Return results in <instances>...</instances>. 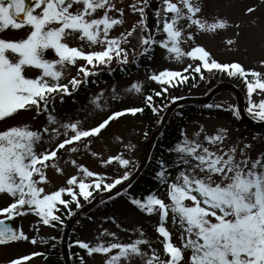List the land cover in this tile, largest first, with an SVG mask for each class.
I'll list each match as a JSON object with an SVG mask.
<instances>
[{
	"label": "snow or ice",
	"instance_id": "snow-or-ice-1",
	"mask_svg": "<svg viewBox=\"0 0 264 264\" xmlns=\"http://www.w3.org/2000/svg\"><path fill=\"white\" fill-rule=\"evenodd\" d=\"M149 6L150 0H136L131 9L139 13L140 20L130 30L112 36L114 27L124 24V9L118 7L115 0H30V3L0 0V31L29 26L25 38H0V121L11 119L22 110L34 112L33 119L43 115L47 121V125L38 130L25 124L0 131V194L11 201L0 208V217H3L0 219V245L30 239L5 220L33 213L43 225L55 227L54 222L63 223L57 214L59 206L71 215L69 205L75 203L80 207L81 197L89 201L93 191L111 192L130 179L132 172L129 169L137 167L135 161L117 154L102 160L104 165L115 162L125 169L111 180L72 160L82 175H71L66 186L53 191H46L43 186L50 183L46 174L47 162L56 158L59 150L72 146L68 150L75 153L79 150L73 146L76 142L89 138L87 147L90 138L97 137L110 121L125 113L136 115L144 111L142 107L115 111L87 129L81 127L80 120L61 121L53 114L57 97L63 101L64 95H71V90L86 82L87 77L96 75L99 66L110 67L114 59L121 65L127 64L128 50L122 44L129 43L134 33L143 54L158 45L178 62L185 56L197 62L189 63L182 71L164 70L152 74L150 79L161 85V90L154 93L156 97L168 92L169 87L188 82L190 78L195 80V74L204 80L205 74L222 73L243 81L248 114L254 120L264 122V73L246 69L239 62H218L203 46L197 45L187 52L181 47L186 29L195 27L201 32L215 33L226 29L229 22L226 19L209 22L202 18L206 6L204 0H159L158 7L153 10L156 21L153 29L147 24L146 9ZM98 11L102 14L96 15ZM247 11L252 13L254 9L249 7ZM76 33L90 48L99 46V50L86 52L83 47L69 46L66 38ZM158 34H164V38L158 40ZM186 39L194 40L193 32L187 31ZM233 43L234 40H227V44ZM48 50H52L58 59L46 58ZM10 54L16 59H11ZM78 61L86 63L78 65L77 76L71 77L68 83H61L65 69L77 65ZM260 63L264 64V60ZM27 68L40 70V75L29 78L25 74ZM81 74L84 80L77 78ZM128 90L141 93L142 86L133 83ZM254 94L262 98L254 100ZM117 97L113 89V99ZM100 99L97 96L92 101L97 109L102 107ZM171 99L175 102L180 97ZM144 103L153 113L159 114L162 110L155 104L153 95H145ZM212 107L220 105H208V108ZM234 111L240 115L238 109ZM200 132L195 133L196 139H189L182 133V140L168 149L176 153L174 165L178 171L174 179L169 171L171 166L163 159L158 161L156 177L162 186H167L169 202L155 193L143 199L133 197L130 201L145 214H158L156 232L163 238L160 243L166 258L152 247V242L142 231L140 238L131 243L117 240L91 245L77 240L75 243L79 248L88 256L104 254L107 257L105 264H133L136 258L141 264H264V152L253 159L250 144L225 147L227 130L223 128L216 134H205L204 142L198 139ZM45 136L57 142L38 151L37 146ZM60 136L64 138L59 139ZM51 166L62 173L55 162ZM169 218L178 232V242L173 241V232L166 226ZM107 234L115 236L114 233ZM31 243L36 244L37 240L32 238ZM36 255L40 253L13 259L10 264H27ZM80 264H86L83 256Z\"/></svg>",
	"mask_w": 264,
	"mask_h": 264
},
{
	"label": "rangeland",
	"instance_id": "rangeland-1",
	"mask_svg": "<svg viewBox=\"0 0 264 264\" xmlns=\"http://www.w3.org/2000/svg\"><path fill=\"white\" fill-rule=\"evenodd\" d=\"M118 7L124 9L123 25H117L111 31L110 35L118 36L125 30H130L133 25L140 20L139 13H134L131 9V5L136 0H115ZM200 2V0H197ZM206 6L201 13V17L211 22L214 19H226L229 22V26L226 29L217 30L215 33L201 32L195 27L186 29L185 39L181 44V47L185 52L190 51L192 47L197 45L203 46L218 62H239L246 69H254L264 73V64L260 62L264 60V2L261 0H204ZM156 6V0H150V6L146 9L147 12V24L149 28L155 27V18L153 16V9ZM251 7L254 9L252 13H248L247 9ZM102 12L98 11L96 15H101ZM119 15V14H117ZM181 23H186L181 21ZM239 25L237 28L235 25ZM154 29V28H153ZM187 31H191L194 34V40H187ZM29 32V26H25L20 30H14L8 28L0 31V38L8 40H18L25 38ZM239 33V36L236 34ZM164 36V35H163ZM232 39L235 41L232 45L227 44V40ZM66 42L69 46L83 47L87 51L99 50V46L89 47L86 41L79 39V34L76 33L73 36L67 37ZM122 47L128 50V62L135 59L140 55L139 47L134 44L126 43L122 44ZM10 58L15 60L16 57L10 54ZM46 58L58 59L54 55L52 50L46 52ZM84 61H78L77 65H69L61 79V83H68L71 77L77 76L78 65L84 64ZM189 63L195 64L196 61H192L190 57H183L182 61L178 62L174 57L166 52L165 49L158 46L153 61L149 64L146 71H133L129 75L121 73L123 67L126 64L121 65L115 59L112 61L110 67L99 66L96 69V75H104L110 73L113 70L117 72L118 76L109 78L95 85L91 90H86L83 87L88 83L92 76L87 77L86 82L81 83L79 87L78 95L72 97L71 95H64L63 101L57 97L55 100L54 115L61 121H81V127L87 129L89 127L96 126L103 119H106L115 111L124 110L130 107H141L143 105L145 95H149L153 89H161V85L150 79V76L155 73H159L164 70L182 71ZM91 68V66H88ZM26 76L29 78H36L40 75V70L34 68L26 69ZM84 80L85 78L81 74L77 77ZM216 80V79H215ZM133 83H139L142 86V92L136 93L135 91H129L130 85ZM210 86L198 85L187 91H177V96L181 97H198L202 98L210 91ZM113 89L118 94L116 99H113ZM100 96L99 103L101 108L97 109L92 101ZM262 97L254 94L253 99L259 100ZM220 105V107L208 108V105ZM201 108V109H200ZM198 109V110H196ZM234 109H237V103L235 97L229 93L224 92L213 98L210 103L198 104V108H183L179 115L189 117L187 120V126L183 133L187 135L189 139H196L195 133L200 132L203 128V132H200L198 137L199 141L204 142V135H213L221 128L227 130V139L225 140V147L232 144H250L252 148L249 150L251 157L254 159L261 152H264V133H256L245 125L239 124L237 115ZM196 110V111H195ZM247 116L254 120L247 112ZM34 112L21 111L20 114L14 116L6 121H0V131L5 130L10 126H23L29 125L33 130H38L47 125L45 116L33 119ZM157 117L146 118L143 116L123 115L109 122L105 129L95 137L90 138L91 143L85 147L89 138H85L81 142H76L73 146L78 147V151L73 153L69 151V147L61 149L57 153V157L48 161L49 167L46 169V174L50 179V183L43 185L46 191H53L59 187L66 186V180L71 175H82L78 172V169L71 163L75 160L77 164H82L88 167L90 170L104 174L111 180L114 177L121 175L125 169L113 162L111 165L102 164V160L109 156L123 154L126 158H131L135 161L137 167L130 168L129 171L134 174L143 160L145 152L147 150V144L151 135L152 129L156 125ZM71 132L69 131V135ZM60 136L59 139H63ZM182 140V135L175 139L171 148L167 145L166 149L174 148V145ZM56 140H49L45 136L44 141L37 146L38 151L50 148L54 146ZM165 143L159 139L155 149H153L151 161L148 163L144 171L138 176L130 187L131 196H136L140 191L147 189L148 185L155 183L154 171L158 167V161L164 160L163 153L160 147H165ZM96 153V155H93ZM166 158L172 162L171 178L174 179L178 169L174 165L176 153L174 151L167 152ZM165 161V160H164ZM55 162L57 167L62 169V173H58L51 164ZM152 187V185H150ZM157 195L168 201L167 186L163 185L158 189ZM67 198V197H65ZM116 198V197H115ZM114 198V199H115ZM118 199V200H117ZM105 211L98 212L93 216V222L90 225L82 228L79 240L89 242L91 245L103 242H116L117 240L122 243H131L134 240L140 238L141 231L144 233V237L152 242V247L160 252L163 256L162 244L160 241L163 239L159 237L156 232V224L159 221V217L156 214L155 218L151 221L148 219L147 214L140 211L136 206L132 205L127 198H117ZM10 198L4 194H0V208L7 206L10 203ZM3 217H0L2 219ZM20 222V230H22L27 236L28 241H15L11 244L0 245V264H10V261L25 255H31L38 250H45L47 246L52 242L54 234L49 226L37 227L36 223H39V218L33 213H28L23 216L15 217ZM166 226L173 232V241L178 242V232L172 227L171 219L167 222ZM37 234V243L32 244L31 239ZM107 233H114L115 236H110ZM145 249L147 246H142ZM115 251V250H114ZM79 256H83L86 264H105L106 256L104 254H93L88 256L86 251L80 249L78 251ZM186 255L190 253L186 252ZM79 257V258H80ZM166 258V257H164ZM27 264H49L48 261L41 255L33 256ZM133 264H141V261L136 258L133 260Z\"/></svg>",
	"mask_w": 264,
	"mask_h": 264
},
{
	"label": "trees",
	"instance_id": "trees-1",
	"mask_svg": "<svg viewBox=\"0 0 264 264\" xmlns=\"http://www.w3.org/2000/svg\"><path fill=\"white\" fill-rule=\"evenodd\" d=\"M261 2H264V0H261ZM158 5H159V0H156L155 8H157ZM153 28H155V27H153ZM135 35L136 34L134 33L133 38H129V43L134 44L137 47H139L140 48L139 52H141V53L135 59L128 62L126 64V67L122 68L121 73H124L125 75H128V74H130V72H133L136 70L137 71H146L149 64L153 61V58L155 57L156 51L158 49V45H156V46H153L152 50L148 54H143L138 41L134 38ZM156 38L159 40V39H163L164 36H163V34H158L156 36ZM115 76H118V74L114 70L108 74L105 73L104 75H102V74L101 75H94V76H92L93 78L90 79L88 83L83 85V88L86 90H91L95 85H98L103 81L110 80L109 78L115 77ZM195 76H196L195 80H192L190 78L188 82H185L183 84H178L176 87H169L168 92L163 93L159 97H156L154 95V93L156 91H160L161 89H153L149 95H153V99H154L155 104L158 106H161L162 110L159 112V114L153 113L151 111V108H149L143 101V105L141 107L144 109V111L142 113H138V116H143L146 118H153V117L156 118L157 117V119H155L156 125H157L158 122L161 120L162 116L164 115V113L166 112L167 108L173 102L171 98L172 97H179V96H177V91H179V90L187 91V90H190L191 88H194L198 85H202L203 83H205V85H207V86H210L209 89L211 91L215 86H217L218 84H220L222 82H230V83L234 84L235 86H237L240 90H242L246 101L248 99L247 95H246V86L243 83V81L239 78L229 77L226 74H222V73H215L213 75L205 74L204 80H201L199 78V74H195ZM190 107L191 108L192 107L198 108V106H190ZM182 109H183V107L178 109L174 113V115L172 116V118H171L170 122L168 123L166 129L163 131V133L160 136V139L163 140L164 143L168 146H171L175 142V139L178 136H180V134L185 130V128L187 126V120L189 119L190 116L184 117L183 115H179V112ZM196 110H198V109H196ZM156 125L154 126V128L156 127ZM153 129H152V131H153ZM162 151H163L164 157H165L164 160H166L168 149L162 148ZM166 163L169 165L168 161H166ZM151 185H152V187H150V185H149V187H147L146 190L138 192L136 194V196H134V197L138 198V199H143L148 194H152V193L156 194L157 189L161 186V184L157 180L156 184H151ZM101 192H103V191H100V190L93 191V195H92V197L89 198V201H85L81 197L80 198V205H81L80 207H77L75 203L70 204L69 208L71 209V212H72L71 215L68 214L67 209H64L63 206H59L60 211L57 214L61 216V220L63 221V223L61 224L60 222H54L55 227L48 225L52 229L55 239H53L52 242L47 246V249L40 250L41 254H43L45 256V258L47 259L49 264H64L63 256H62V252H61V239H62V235L64 232V228H65L67 219L70 216H72L77 209H79V208L83 207L84 205L90 203ZM120 197L127 198V199L129 198V200L132 198V196L129 195V193H127V192L122 193L117 198H120ZM117 198L110 199V200L100 204L91 213H89L81 222H79L76 225V227L74 228V230L71 234V237H70L71 256H72V260H73L74 264H80L79 256L74 251V249L78 248V246L75 242L77 240H79V237L81 236L80 230H82V228L90 225V223L93 222V216L98 212L105 211L106 208L109 207V205L112 204V202L115 201ZM155 215L156 214L149 215L148 219L153 220L155 218ZM158 223H159V221H158ZM158 223L156 224L157 226H158ZM44 226H46V225H44ZM37 227L38 228L43 227V224L41 223ZM34 235L37 238L36 233H34ZM53 245H55V247H53Z\"/></svg>",
	"mask_w": 264,
	"mask_h": 264
},
{
	"label": "water",
	"instance_id": "water-1",
	"mask_svg": "<svg viewBox=\"0 0 264 264\" xmlns=\"http://www.w3.org/2000/svg\"><path fill=\"white\" fill-rule=\"evenodd\" d=\"M26 3H30V0H26ZM223 92H230L233 95H235L236 100H237V104H238L239 113H240V124L244 123L246 126H248L249 128H251L253 130H256V131L264 130V123L257 124L255 122H253L252 120H250L246 116L245 101H244L242 92L239 89H237L235 86H233L229 83H223V84L217 86L215 89H213L204 98H186V99H181V100L175 101L168 108L163 119L161 120L159 125L156 127V129L153 131V133L149 139L147 150H146L145 155L143 157L142 163H141L138 171L136 172V174L133 175L128 181L124 182L117 189H115L111 192L99 195L91 204H89L85 208L77 211V213L72 218H70L68 220L65 231H64V235H63V241H62L65 264H71L68 241H69V236H70V233H71L74 225L82 217H84L90 210H92L94 207H96L100 202L104 201L108 197L114 196V195L118 194L119 192L124 191L127 188V186L130 184L131 181H133L134 179H136L138 176L141 175V173L144 171V169L146 168V166L149 162L151 152H152L153 148L155 147V143H156L159 135L165 129V127L168 124V122H169L173 112L175 111V109L181 105H185V104H189V103H199V104L210 103L211 100H213V98L215 96H217L218 94L223 93ZM5 223L9 224L11 227H13L16 230H19V223L17 222V220H15V219L5 220ZM9 243H11V242H9Z\"/></svg>",
	"mask_w": 264,
	"mask_h": 264
}]
</instances>
